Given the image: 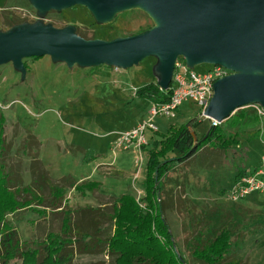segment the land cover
Segmentation results:
<instances>
[{
    "label": "rangeland",
    "instance_id": "1",
    "mask_svg": "<svg viewBox=\"0 0 264 264\" xmlns=\"http://www.w3.org/2000/svg\"><path fill=\"white\" fill-rule=\"evenodd\" d=\"M27 3V0H0V31L6 29L9 19L28 24L41 21L58 29L70 27L87 40L109 42L153 26L151 19L139 10L121 12L111 24L99 25L80 6L39 17ZM25 64L24 80L10 64L0 67V112L6 119L5 141L10 144V152L4 161L6 172L15 186L24 189L33 181L29 155L36 149L34 143L27 141L28 135L36 138L38 161L48 173L49 181L38 185L40 193L34 190L40 197V202L32 203L35 211H19L7 218L18 231L23 245L33 249L47 234L60 231L67 209L78 212L74 218L78 222L83 221L81 210L95 204L98 208L103 202L97 190L92 192V201L90 192L74 190L71 186L83 182L99 183L101 192L106 195L128 194L136 201V193L131 187L136 156L131 151L114 148L115 134L132 129L147 118L150 102L136 97L135 91L157 82L154 76L157 61L153 57L147 58L128 70L106 66L68 68L65 64L51 62L49 57L26 60ZM207 68L209 65H200L194 71L203 73ZM191 120L196 121L192 131L198 141L210 124L200 116V109L190 102L183 103L172 118L157 117L153 125L158 134L147 132V140L152 142L155 137L158 140L170 127H180ZM221 128L238 140L235 150L219 153L205 148L196 159L175 167L166 179H162L166 190L177 194L185 192L183 196L186 195L185 200L181 199L184 204L176 202L175 208L168 212L167 221L181 250L183 240L194 230L206 233L213 227L219 230L225 226L236 234L232 259L246 264H264V195L254 193L239 202L230 198L238 171L250 173L264 168V141L255 139L261 126L252 124L241 129L238 124L232 126L225 122ZM144 165L145 160L136 184L141 192ZM54 185L62 186L65 191L62 198L65 207L61 212L42 209L48 206ZM178 186H182L184 192H179ZM30 197L20 195L22 201ZM41 200V208H36ZM190 214L196 220L202 216L198 228L194 226L189 230ZM82 229L88 231L84 225ZM9 264H21V261L14 260ZM72 264H110V261L104 253L77 252Z\"/></svg>",
    "mask_w": 264,
    "mask_h": 264
},
{
    "label": "trees",
    "instance_id": "2",
    "mask_svg": "<svg viewBox=\"0 0 264 264\" xmlns=\"http://www.w3.org/2000/svg\"><path fill=\"white\" fill-rule=\"evenodd\" d=\"M27 4L32 9L29 2ZM25 22L9 19L6 29L1 32ZM25 63L26 61H24L26 68ZM135 96L150 103H164L167 100L156 83L137 89ZM226 122L232 126L238 124L241 129L246 125H259L261 128L256 132L255 139L264 141V118H259L253 110H239ZM195 123V120H191L180 127H170L167 134L162 135L160 139L156 140L155 137L152 142L148 141V147L144 149L143 154L145 160V178L141 185L143 207L135 198L124 194L112 200L105 208L88 207L81 210L83 221L79 220L80 222L74 220L78 212L74 213L67 209L63 214L60 231L50 232L45 240L36 244L35 248L29 249L23 245L18 231L7 218L19 211L32 209V203L35 201L40 202V197L34 190L40 193L38 185L49 181L48 173L38 161L36 152L39 144L36 138L28 135L27 141L34 143L36 149L29 155L31 159L29 170L33 181L31 180L30 187L24 189L19 190L15 186L9 172H6L4 161L10 152V144L5 141L6 119L0 112V264H9L14 260H20L21 264H72L77 252L88 255L104 253L110 264H181L176 253L184 264H246L241 260L232 259L233 238L236 234L229 228L223 226L216 230L213 227L206 233L194 230L188 239L183 240L181 250L167 221L168 212L175 208L176 202L184 204L181 199L185 200L186 195L183 196L185 192L181 190L182 186H178L177 190H181L179 192H184L183 194L166 190L162 179H166L165 177L175 167H181L196 159L205 148L225 153L235 150L239 144L235 136L227 134L219 125L207 131L198 140V147L192 151L194 144L192 128ZM170 159L172 161L169 162ZM255 171L256 169L253 170ZM246 173V170H240L236 178H242ZM71 188L92 193L99 189V184L83 182ZM64 193L62 186L54 185L49 204L42 209L63 211ZM22 194L31 197L22 201L20 199ZM42 203L41 200L36 208H41ZM192 215H189V230L194 226L198 228V221L202 220V216L196 220L197 218ZM83 225L88 231L82 229Z\"/></svg>",
    "mask_w": 264,
    "mask_h": 264
},
{
    "label": "water",
    "instance_id": "3",
    "mask_svg": "<svg viewBox=\"0 0 264 264\" xmlns=\"http://www.w3.org/2000/svg\"><path fill=\"white\" fill-rule=\"evenodd\" d=\"M39 17L76 6L99 25H109L121 12L139 10L152 21L146 32L109 42L85 40L70 28L23 23L0 31V67L10 64L26 75L24 61L49 57L68 68L101 66L128 70L155 58L156 85L169 90L174 63L189 69L218 66L233 74L213 85L203 116L221 125L250 105L264 109V0H28ZM156 20V22L153 21ZM105 24V21H108ZM214 126L210 124L208 131ZM192 151L198 146L193 134ZM172 159L169 160V162ZM157 173H155V181ZM181 264L183 260L176 253Z\"/></svg>",
    "mask_w": 264,
    "mask_h": 264
},
{
    "label": "built area",
    "instance_id": "4",
    "mask_svg": "<svg viewBox=\"0 0 264 264\" xmlns=\"http://www.w3.org/2000/svg\"><path fill=\"white\" fill-rule=\"evenodd\" d=\"M232 74L230 70L218 66H209L203 73H198L189 69L183 58L176 59L169 90L164 92L160 89L167 100L164 103L151 102L145 120L132 129L115 134L114 148L125 152L131 151L136 156V172L133 175L131 187L136 193V202L141 207H143L141 203L143 193L136 184L144 164V149L148 147L146 133L149 132L152 135L157 133V128L153 125L154 120L157 117L172 118L185 102L196 105L200 109V116L206 119L203 113L213 96L214 83ZM244 109H252L259 118H264V109L259 105H250ZM208 122L214 127L219 126L212 120ZM254 193L264 195V168L239 178L230 192V198L233 202H239Z\"/></svg>",
    "mask_w": 264,
    "mask_h": 264
},
{
    "label": "crops",
    "instance_id": "5",
    "mask_svg": "<svg viewBox=\"0 0 264 264\" xmlns=\"http://www.w3.org/2000/svg\"><path fill=\"white\" fill-rule=\"evenodd\" d=\"M139 123H140V122H139ZM139 123H137V125H138ZM135 126H136V125H135ZM39 161H40V160H39ZM40 163H41V161H40ZM99 167H102V165H100ZM49 178H50V177H49ZM98 184H99V183H98ZM100 187H101V186H100ZM100 187H99V189L97 190V194H98L99 197L103 198V202H100V204L98 205V208H99V207H100V208H105V207L109 206L110 203L112 202V200H114V199L117 198V197H114V196H111V195H106L105 192H101ZM92 195H93V193H90V199H92V201H93V197H92ZM121 195H123V194H121ZM121 195H118V197L121 196ZM189 198L192 199V195H191V194H190ZM95 207H96V204H95V206L93 205L91 208H95Z\"/></svg>",
    "mask_w": 264,
    "mask_h": 264
},
{
    "label": "bare ground",
    "instance_id": "6",
    "mask_svg": "<svg viewBox=\"0 0 264 264\" xmlns=\"http://www.w3.org/2000/svg\"><path fill=\"white\" fill-rule=\"evenodd\" d=\"M153 21H154V22H156V20H155V19H153ZM108 22H109V20H108V21H105V24H106V23H108ZM156 25H157V22H156Z\"/></svg>",
    "mask_w": 264,
    "mask_h": 264
}]
</instances>
